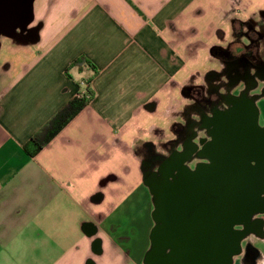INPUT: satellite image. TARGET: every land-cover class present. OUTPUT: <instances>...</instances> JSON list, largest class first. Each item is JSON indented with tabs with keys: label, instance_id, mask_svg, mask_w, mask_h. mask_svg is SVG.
<instances>
[{
	"label": "crops",
	"instance_id": "0c3cea01",
	"mask_svg": "<svg viewBox=\"0 0 264 264\" xmlns=\"http://www.w3.org/2000/svg\"><path fill=\"white\" fill-rule=\"evenodd\" d=\"M34 1L31 22L0 36V264H146L157 202L144 161L180 160L196 89L226 79L218 52L264 28V0ZM85 80L91 101L30 155Z\"/></svg>",
	"mask_w": 264,
	"mask_h": 264
},
{
	"label": "water",
	"instance_id": "95a60500",
	"mask_svg": "<svg viewBox=\"0 0 264 264\" xmlns=\"http://www.w3.org/2000/svg\"><path fill=\"white\" fill-rule=\"evenodd\" d=\"M32 2L0 0V35L13 36L31 22ZM251 107L255 119L241 113L238 125L227 118L214 130L212 169L196 167L172 200L155 205L156 223L158 205L168 209L164 227L151 231L146 264H231L239 254L246 232L233 227H246L254 213L264 214V128Z\"/></svg>",
	"mask_w": 264,
	"mask_h": 264
},
{
	"label": "flooded vegetation",
	"instance_id": "af4514ba",
	"mask_svg": "<svg viewBox=\"0 0 264 264\" xmlns=\"http://www.w3.org/2000/svg\"><path fill=\"white\" fill-rule=\"evenodd\" d=\"M243 27H247L246 32L243 34L244 28L240 29L234 36V41L229 43L224 50L218 52L226 63V79L222 84H217L214 91L208 89L206 95H203L200 89L195 91V106L197 112L200 113V119L196 121L198 128L195 127L196 122H194L192 131L186 133L187 135L183 134L184 131L181 129L178 132L181 143L179 150L183 151L180 160L170 163L161 156L149 155L144 161L145 178L147 183L156 190L155 202L157 203H166L172 200L185 184V180L192 178L195 167L212 169V161L215 156H213V151H210L213 142L211 136L216 128L224 125L225 119L231 118L236 125L240 121L241 113L247 114L250 120L255 119L251 107V104L254 103L240 91L235 94L236 96L233 93L240 84L245 85L249 91L257 86L258 80H264V28L257 27L254 23ZM241 37L244 40H241ZM221 88L224 90L223 93H219ZM228 100L232 102L229 106L226 103ZM222 105L225 107L222 108ZM197 129H202L204 133L203 138H200V144H195ZM171 152L173 153V151ZM196 155H199L200 159L191 165V160ZM251 165H255V162L252 161ZM157 169H159L158 174L155 173ZM158 206L161 208L158 212L159 222L156 224L162 228L166 222L164 210L168 209V205L159 204ZM258 215L261 214L254 213L246 227L235 225L233 229L244 230L245 235L251 231L258 232L259 221L264 222V215H261L260 219L256 218L260 217ZM168 252L169 249L164 250L162 254ZM257 253L258 250L250 244L244 251L241 241V250L236 256L245 254L248 257H255Z\"/></svg>",
	"mask_w": 264,
	"mask_h": 264
},
{
	"label": "trees",
	"instance_id": "16d2710c",
	"mask_svg": "<svg viewBox=\"0 0 264 264\" xmlns=\"http://www.w3.org/2000/svg\"><path fill=\"white\" fill-rule=\"evenodd\" d=\"M72 66H89V63L81 57L75 60L72 63ZM90 82L91 80H85L86 90L93 96V93L89 89ZM89 102L90 101H86L85 99H81L77 96L73 98L55 114V116L42 128L39 133L35 134L28 141V143L24 146V149L27 150L30 155L36 154ZM29 149H31V151H29Z\"/></svg>",
	"mask_w": 264,
	"mask_h": 264
},
{
	"label": "rangeland",
	"instance_id": "374dc122",
	"mask_svg": "<svg viewBox=\"0 0 264 264\" xmlns=\"http://www.w3.org/2000/svg\"><path fill=\"white\" fill-rule=\"evenodd\" d=\"M43 3H44V0H35L34 5H33L34 11L35 12H41V10L43 9ZM31 11H32V9H31ZM248 24H246L244 26H247ZM17 28H18V30L22 29L21 26H19ZM242 28H244L243 29V34H244V32H246L247 27H241L240 29H242ZM0 36H2V35H0ZM242 39L244 40V38L241 37V40ZM238 91H240L241 93H244L255 104V107L257 108V118H256L257 124L259 127L264 128V80H258L257 86L255 88L249 90V91H247V88L245 85L240 84L234 90L235 93H233V94L234 95L237 94ZM237 98L239 99V97H237ZM226 103H227V106H229V105H231L232 102L228 100ZM224 107L225 106L222 105V108H224ZM197 124H198V122H196L195 127L197 126ZM196 128H198V127H196ZM203 134L204 133H203L202 129H197L195 144H200V138H203V136H202ZM199 159H200L199 155H196L191 160L190 164L192 165V163L198 161ZM194 164H193V166H194ZM195 169H196V167H195ZM261 215H258L260 217H256V218L260 219ZM248 244L253 246L255 249L259 250V252L261 254L264 253V238H262L260 236H255V234H253V233H251V234L247 233L245 235L244 239L242 240V246H243L244 251L246 250Z\"/></svg>",
	"mask_w": 264,
	"mask_h": 264
},
{
	"label": "built area",
	"instance_id": "2783aa9c",
	"mask_svg": "<svg viewBox=\"0 0 264 264\" xmlns=\"http://www.w3.org/2000/svg\"><path fill=\"white\" fill-rule=\"evenodd\" d=\"M81 86H82V91L77 93V97H79L81 99H85L86 101H91L93 96L89 92H87L85 81L81 82Z\"/></svg>",
	"mask_w": 264,
	"mask_h": 264
}]
</instances>
